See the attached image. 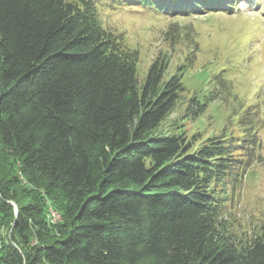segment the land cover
Here are the masks:
<instances>
[{
	"label": "trees",
	"instance_id": "trees-1",
	"mask_svg": "<svg viewBox=\"0 0 264 264\" xmlns=\"http://www.w3.org/2000/svg\"><path fill=\"white\" fill-rule=\"evenodd\" d=\"M216 3L241 5L0 0V158L17 163L0 175V264H264V224L236 239L217 221L237 136L192 150L183 131L153 133L193 61L166 78L157 55L139 83L137 52L99 14L126 4L198 15ZM199 102L188 99L187 115ZM248 126L242 138L258 139ZM46 200L62 216L52 227Z\"/></svg>",
	"mask_w": 264,
	"mask_h": 264
},
{
	"label": "rangeland",
	"instance_id": "rangeland-1",
	"mask_svg": "<svg viewBox=\"0 0 264 264\" xmlns=\"http://www.w3.org/2000/svg\"><path fill=\"white\" fill-rule=\"evenodd\" d=\"M257 1L241 9L234 7L231 14L210 11L205 15L169 16L126 4L117 5L110 16L105 10L99 12L102 23L123 33L125 45L137 52L139 83L157 55L168 58L166 78L182 62L193 61L182 78L184 92L153 133L183 131L193 141L192 150L209 137L237 136L239 162L233 175L217 186L220 191L223 186L226 198L217 221L236 239L248 238L264 224V10L258 12L264 0ZM191 97L205 104L198 115L186 113ZM248 123L258 139L242 138L251 131ZM239 138L245 140L246 148ZM3 160L0 158V175L6 166L17 168L14 160ZM17 177L21 185L25 184L19 172ZM46 203L45 218L52 227L62 216L50 201ZM49 208L59 214L53 221L48 218ZM7 229L1 228L4 233Z\"/></svg>",
	"mask_w": 264,
	"mask_h": 264
},
{
	"label": "bare ground",
	"instance_id": "bare-ground-1",
	"mask_svg": "<svg viewBox=\"0 0 264 264\" xmlns=\"http://www.w3.org/2000/svg\"><path fill=\"white\" fill-rule=\"evenodd\" d=\"M49 210H50V212H49L50 216L48 218H49L50 221L51 220L53 221L55 218H58L59 214L55 210H53L52 208H49Z\"/></svg>",
	"mask_w": 264,
	"mask_h": 264
},
{
	"label": "water",
	"instance_id": "water-1",
	"mask_svg": "<svg viewBox=\"0 0 264 264\" xmlns=\"http://www.w3.org/2000/svg\"><path fill=\"white\" fill-rule=\"evenodd\" d=\"M16 210H17V209L15 208V213H16Z\"/></svg>",
	"mask_w": 264,
	"mask_h": 264
}]
</instances>
